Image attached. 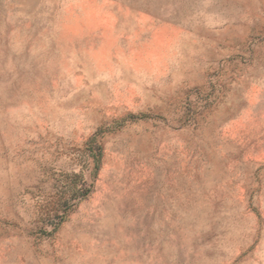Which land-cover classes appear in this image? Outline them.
<instances>
[{"label": "rangeland", "instance_id": "374dc122", "mask_svg": "<svg viewBox=\"0 0 264 264\" xmlns=\"http://www.w3.org/2000/svg\"><path fill=\"white\" fill-rule=\"evenodd\" d=\"M0 264H264V0H0Z\"/></svg>", "mask_w": 264, "mask_h": 264}]
</instances>
